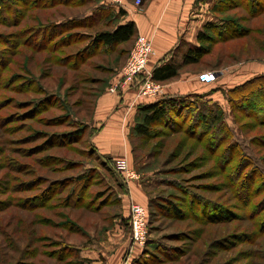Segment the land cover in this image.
Returning <instances> with one entry per match:
<instances>
[{
  "label": "rangeland",
  "instance_id": "rangeland-1",
  "mask_svg": "<svg viewBox=\"0 0 264 264\" xmlns=\"http://www.w3.org/2000/svg\"><path fill=\"white\" fill-rule=\"evenodd\" d=\"M53 1L14 0L10 5L9 0H3L0 6V264H77L76 249L69 246L94 244L103 249L109 239H113L115 248L123 244L125 234L114 229L136 202L129 191L118 188L119 181L125 187L140 182L151 201L149 242L154 256L148 264H264V206L259 208L264 202V183L259 176L251 177L248 181L254 187L245 192L249 166L242 162L237 149L230 147L246 139L251 143L250 151L264 163V124L256 118V102L259 96L264 99V91L261 89L255 96L249 90L238 93L234 97L238 107L246 99H254L247 110L235 105L234 113L227 94L257 69H264V14L252 12L251 0H225L217 14L230 23L227 37L212 35L211 44H202L200 62L180 70V74H200L201 82V77L209 74L216 79L229 78L227 84L217 83L218 89L213 92L222 95L220 103L205 99L215 105L209 106V113L217 114L216 106L221 107L224 113L219 116L232 136L211 146L214 140L207 134L206 123L198 121L199 111L205 107L202 105L209 104L191 96L186 101L190 106L187 111L174 110V125L157 124L149 138H134L136 161L129 165L139 180H124L117 161L127 160L119 159L113 166L116 177L98 169V181L88 189L90 206L68 204V185H62V189L58 185L47 206L32 208L49 184L36 191H18L20 185H29L38 175L51 182L100 167L90 156L87 129L93 122L99 95L114 76L110 68L117 64L121 72L137 39L98 55V50L89 46L90 38L84 39L83 35L97 33L101 27L76 29V18L95 4L116 6L108 0H91V4L85 0L79 7L76 2L84 0L51 4ZM144 1L127 0L139 8ZM257 1L264 7V0ZM56 24L63 25V33L52 35L55 37L43 51L36 50L42 42L38 36L44 34L41 27ZM33 30L34 34H30ZM85 47L89 50L81 53ZM180 74L162 85L177 81ZM71 133H76V137H64L63 141H71L66 146L38 152L42 143H61V138ZM46 134L49 139L44 142L42 137ZM39 159L45 163L36 164ZM17 168L21 170L16 171ZM257 188H261L260 193L255 192ZM247 193L253 199L243 203ZM194 195L222 207L210 211L205 208L209 215L221 217L223 210H228L233 216L207 223L191 207ZM144 207L148 211V206ZM123 223L126 225L124 220ZM127 227L131 236L130 223Z\"/></svg>",
  "mask_w": 264,
  "mask_h": 264
},
{
  "label": "trees",
  "instance_id": "trees-1",
  "mask_svg": "<svg viewBox=\"0 0 264 264\" xmlns=\"http://www.w3.org/2000/svg\"><path fill=\"white\" fill-rule=\"evenodd\" d=\"M56 1L60 2L62 0H55L51 4H55L54 2ZM68 1L69 0H66L64 1V3H68ZM224 1L225 0H216L212 8V13L215 15L218 21L215 23H209L204 27V31L201 32L198 36L199 47H194V48L189 49V51L184 56L182 65L167 64L161 67L154 68L152 70L154 81L161 83V84L163 83L165 84L167 82H170L176 79L180 74V70L184 66L196 65L200 62L199 58L203 55V51H204L202 44H211L213 42V37H211L212 35H216L220 38L221 37L223 38L225 36L227 30L229 29L230 23L228 24V22L226 23L224 20L220 19V17L217 14L218 9L223 6ZM9 2H10L9 3L10 5L11 4L13 5L15 3L14 0H9ZM87 2L90 4L92 3L91 0ZM3 3H4L3 0H0V6L3 5ZM84 3H86L85 0L78 1L76 2L77 4L76 6L77 7L83 6ZM251 5H252L253 13L258 12V14L256 15L264 14V7L262 3H259V1L257 0H251ZM261 6H262V9L259 11V8ZM117 10L118 11H116L115 8L104 6L102 3L101 5L95 4V6L90 11H88V13L84 15H78L76 18V29H84V28L91 29V28L101 27L102 30H99L97 33L96 32H93V33L86 32L87 35H83L85 36L84 39L90 38L89 46L90 48H92V50H95V51L98 50L97 51L98 55L107 54L111 52L112 50H114L117 46L126 44L130 42L132 39L134 40L138 37V31H137L135 23L128 22V23L122 24V21L126 15V12L122 8L117 9ZM69 24H71V26L73 25V23H69ZM108 27H110V29ZM41 28H42L40 29L41 33H44V34H42L41 36H38V38H42V42L40 44H37L36 46L37 48L36 50L38 51H43V49L47 47V43L50 41V39L52 37H55L52 35H57V34L63 33L64 31L63 25L61 24L59 25L56 24L50 27L47 26V27H44V28L41 27ZM34 32L35 30H33L30 34H34ZM239 32L240 31H238V33ZM207 34H209L210 36H208ZM233 35H236L235 32L233 33ZM231 38H235V36ZM30 40H33V39H30ZM85 48L86 49H83L81 53L89 50L87 47ZM94 55L97 56V53H95ZM110 71L113 72L114 76L113 78L109 80L107 86L101 92L99 97L111 85L110 84L111 81H116L118 77L120 76V73H119L120 69L118 68L117 64L112 66L110 68ZM261 89L264 91V75L253 77L247 80L246 82H244L243 84L231 89L227 94L229 96L228 99H229V103L232 108V113L235 112V105L237 107L239 105V103L234 98L238 93H242V92L244 93L245 91L249 90L248 93L253 94V96H255L261 93L262 91ZM193 97L196 98L197 100H204L206 101L207 104H209V105H202L205 107L199 111L198 121L202 120V122L206 123L207 134H209L210 138L214 140V142L211 143V146L212 144L213 145L219 144L221 141L224 142L226 138H228L229 136H232L230 130L228 129V127L226 126L224 122L222 123L221 118L219 116V113H221V116L223 117V113H224L221 110V107L218 105L216 106L217 111H218L217 114H214L215 112L209 113V106H212V105L215 106L214 103L207 101L205 97L201 95L200 96L196 95ZM252 98L246 99L245 102H243L241 106L238 108H245L247 110V108L250 107ZM260 98H262V96L261 97L259 96V99H257L258 101L256 102L257 103L256 108L258 109V117L256 118L259 120V123L264 124V99L261 100ZM187 99H192V98L191 96L189 97L172 96L166 99L159 100L153 104L140 105L138 107V112L136 115V124L131 129L130 136H129L130 142L132 145V154H133L134 163L136 161L134 138L136 136H143L145 138L146 137L149 138L153 134V126L157 124H161V123L163 124L166 122L169 125H174L175 118L172 116L174 114V110H176L177 108L180 111H187L190 108V106L186 102ZM202 106L197 107V109L201 108ZM87 131H86L87 134L90 132V139L88 141L90 156L95 158V161H97V163L100 165L101 168L99 166L90 167L89 169L79 173V176L77 177L69 176V177L64 178L63 180L56 179L51 182L49 180L44 179L43 176L38 175L36 177L37 179L35 181L34 180L31 181L29 185H26V186L20 185L19 187H17L18 191H20L21 189L36 191L40 188V186H44V184H49V186L45 190H43L41 195L39 196L38 198L40 200L39 203L31 205L32 208H40V207L47 206L52 200L51 194L54 188L55 187L58 188L60 186V188L62 189L64 187L62 185H68V191L70 193L69 196H67V199L68 200L70 199L69 200L70 202L68 201V204L72 203L73 206H80V205L87 204V206H90L88 205L90 203L88 189L90 187L95 186L96 181H98L97 180L99 178V176H97L98 169L99 170L105 169L107 172H109V174L112 173L111 175L113 177L118 176L115 171V168L113 167L115 164V160L110 156L101 155L99 151L97 150V148L95 147V145L92 143V138L97 130L92 128L90 125L88 126ZM64 137L73 138V137H76V133H71L68 136H63L61 138V143H57V144L42 143V145H39L40 147H38L39 149L38 152L45 151L48 147H55V146L63 147L71 143V141H63ZM246 138L248 137L246 136ZM42 139H44V142L45 140H48L49 134L44 135ZM240 142H235L230 147H231V150L237 149L236 151L238 152V154L242 156V160H243L242 162L245 164H248L247 166H249L248 173H246L247 175L244 180L245 184H247V181L250 180L251 177H254L256 179L258 176L262 178L263 183H264V163L262 159L256 153L253 154L250 151L252 146H251V143H248L246 139H244L243 141L240 140ZM10 160L11 159H7V162H9ZM39 163L40 165H42V163H45V162L39 159L37 160L36 164H39ZM239 166H241V168L244 167L242 163ZM9 169L12 171H15L11 167ZM20 170L21 168L16 169V171H20ZM35 170L38 172V169H35ZM36 171L34 172L35 174L37 173ZM171 185H174V184L171 183ZM36 186H39V187L36 188ZM117 186L120 189H124V185L120 181L117 184ZM244 187L246 188L245 192H249V189L252 191L251 188L254 187V184L248 181V184ZM11 189L14 190L13 188ZM41 190L42 189H40V191ZM260 190L261 188L259 189L257 188L255 189V192L260 193L261 192ZM186 194L189 195L188 192ZM255 195L256 194L254 193V196ZM244 197L241 200L243 201V203H248L252 201L253 199L251 195H249V193H247V195H245ZM43 200H44V203L42 202ZM103 203H105V200L102 201L100 204L102 205ZM260 203L261 204L259 205V208L262 210V207L264 206V202H260ZM150 207H151V201L149 200V204L147 207L148 208V227L150 229V234H151ZM191 207H193V210L195 212L201 213L205 217V219L208 221L207 223L223 221V220L229 219V216H233V214L229 212L228 210H223L224 213L222 214L221 217H218V215H212V216L209 215L208 211L215 209V208L218 210H222V207L218 204L216 205L214 201H211V200H208L206 198L196 196V195H194L191 200ZM205 208L209 210L205 211ZM173 211L175 213H179L178 210L173 209ZM178 215L181 216V214H178ZM208 216L210 217V219ZM120 218H123V220L126 222L129 220V219L125 220L124 216ZM94 246L96 245L94 244L85 245V246H80L77 248L72 247V246H69V247H71L70 249L72 248L76 249L75 258L77 260L76 262L77 264H87L88 261L81 256V252L83 250H87ZM167 252L169 253L170 251H167ZM166 253H163V254L166 255ZM152 256H154V253L151 250V243L148 242V244L143 249V252L139 256V258H137L132 264H148L149 258ZM174 259L175 257L172 258L171 260H174Z\"/></svg>",
  "mask_w": 264,
  "mask_h": 264
},
{
  "label": "crops",
  "instance_id": "crops-1",
  "mask_svg": "<svg viewBox=\"0 0 264 264\" xmlns=\"http://www.w3.org/2000/svg\"><path fill=\"white\" fill-rule=\"evenodd\" d=\"M215 2L216 0H145L140 8L127 2L122 8L126 12L122 24L133 22L136 25L138 36L142 35L152 39L153 54L149 65L150 70L167 64L182 65L189 49L199 47L198 36L204 31V27L218 21L212 13ZM112 8L116 11L120 9ZM179 54L180 59H178ZM199 75L180 74L177 81L164 85V95L154 101L140 99L134 102L135 94L132 91L112 94L109 89H106L97 100L91 124V127L97 130L92 143L99 153L112 157L115 163L119 159H126L130 165L134 163L129 136L136 124V115L140 105L153 104L172 96L196 95L220 103L222 95L219 92L215 94L213 92L218 89L217 83L227 84L229 78L220 79L219 77L212 83H204L198 80ZM260 75H264V69H257L246 81ZM114 82L111 81L112 84ZM125 189L130 192L131 198L137 204L148 206L149 198L140 182H131L128 186H124ZM126 199L130 201L129 197ZM123 216L125 220H128V213ZM128 221H125L127 226H129ZM121 223L123 219L119 220L114 230L125 234L126 241L115 248L112 245L113 239H109L106 240V247L103 249L96 245L83 250L81 256L88 261L87 264H123L126 260L128 264H132L139 258L143 250L136 246L132 248L129 227L124 223L125 227H123Z\"/></svg>",
  "mask_w": 264,
  "mask_h": 264
},
{
  "label": "built area",
  "instance_id": "built-area-1",
  "mask_svg": "<svg viewBox=\"0 0 264 264\" xmlns=\"http://www.w3.org/2000/svg\"><path fill=\"white\" fill-rule=\"evenodd\" d=\"M116 7H125L127 0H108ZM140 4V3H139ZM138 4V6H139ZM153 54V41L139 35L135 42V48L128 63L123 67L118 79L110 86L112 94L128 93L132 91L134 102L140 99L157 100L164 95V85L153 80V72L150 70V60ZM216 79L214 74L201 77L202 82L212 83ZM117 169L125 178V181L139 180L136 172L125 160L117 161ZM129 223L131 227V244L144 248L150 241L148 227V211L137 203H132L129 211ZM131 251V250H130Z\"/></svg>",
  "mask_w": 264,
  "mask_h": 264
}]
</instances>
